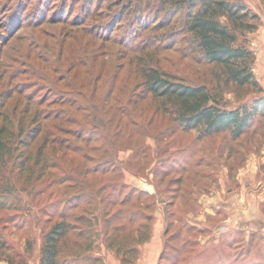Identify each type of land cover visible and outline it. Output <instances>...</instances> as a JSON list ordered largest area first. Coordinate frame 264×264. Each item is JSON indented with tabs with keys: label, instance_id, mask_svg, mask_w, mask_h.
<instances>
[{
	"label": "rangeland",
	"instance_id": "obj_1",
	"mask_svg": "<svg viewBox=\"0 0 264 264\" xmlns=\"http://www.w3.org/2000/svg\"><path fill=\"white\" fill-rule=\"evenodd\" d=\"M245 1L260 16V26L249 35L248 45L255 55L253 72L264 93V0ZM86 2L0 0V26L2 22L4 25L6 20L13 19L9 31L0 28V38H3L0 40V79L4 80L5 87L8 86L1 87L0 93L12 86L13 89L19 88V85L25 93L35 97L33 102L45 100L43 107L46 110L61 113L64 122L60 128L63 131L59 135L60 145L55 148V153L50 151L58 158V172L71 171L83 164L80 154L75 153V136L68 131L79 125H91L87 121L75 124V118L88 117L94 121V116L97 121L103 120L109 131L116 130L114 126L118 124L112 139L114 151L111 160L118 170L126 165L137 168L141 162L145 170L132 174L146 181L147 193L156 194L155 212H159L163 205L160 203L161 191L168 180L179 175L183 178L188 172V194L193 192L195 200L188 205L191 215L187 216L188 221H182L185 225H194L195 230L185 227L175 243L188 238L197 239V245H189L182 250V261L174 264H188L190 261L213 264L218 252L216 241H220L216 238L215 226L232 224V217L225 208L236 206L241 211L245 210L241 214L239 212L238 219L242 222L249 218L247 213L253 197L256 205L258 201L259 208L264 210V114H258L251 127L238 139H233L228 131L200 136L199 129L182 128L172 115L159 110L157 99L141 91L135 67L141 69L155 65L162 72L184 81L203 83L213 93L219 94L228 107L252 100L260 94L250 87L223 86L220 74L215 72L218 71L216 67L199 64L181 47V35L168 42L164 32L171 27L173 20L165 24V11L160 10L157 0H134L131 3L130 0H93L88 3L89 7ZM123 11L124 15L121 14ZM15 68L17 76L9 79L8 75ZM98 134L100 136L94 135L95 141L88 146H106L102 134ZM182 148L187 154L180 153L189 157L184 162L185 168L173 165L172 158L162 161L172 151ZM160 160L169 168L167 174L148 170L155 162L159 166ZM161 178L162 185L157 182ZM68 182L75 183V175ZM128 184L136 185L134 182ZM65 185L47 189L39 201H48L63 193ZM137 185L141 187L139 181ZM72 190L67 188L65 193L70 195ZM216 192L217 197L224 198L226 207L214 205ZM231 193L236 197L233 201L229 197ZM35 207L25 195H21L16 206H9L8 200L0 205V233L7 242L13 264H38L40 244L49 222L48 214L37 218ZM198 208L201 209L198 217L201 216L196 218ZM211 210H219L218 215L211 214ZM251 230L239 229L238 237L244 238L234 241L239 247L243 246L245 255L249 248L244 240ZM256 232L257 239L264 241V232ZM27 237L32 240L28 252L25 250ZM261 241L258 243H263ZM219 246L227 249L226 245ZM70 248V239H64L61 257H66ZM196 251L202 252L192 257ZM231 253L234 256L233 250ZM235 255L237 260H242L239 251ZM163 264H169V260H163Z\"/></svg>",
	"mask_w": 264,
	"mask_h": 264
},
{
	"label": "trees",
	"instance_id": "obj_2",
	"mask_svg": "<svg viewBox=\"0 0 264 264\" xmlns=\"http://www.w3.org/2000/svg\"><path fill=\"white\" fill-rule=\"evenodd\" d=\"M92 1L87 0L86 6L89 7ZM157 2L160 10L165 11V24L173 20L171 27L164 32L168 42L181 35V47L199 64L216 67L218 71L215 72L220 74L223 86L250 87L260 95L228 107L222 97L205 84L184 81L162 72L155 65L141 69L135 67L141 91L157 99L159 110L172 115L184 129H199L200 136L228 131L233 139H238L251 127L258 114H264L263 88L253 72L255 55L248 45L249 35L260 26L259 14L245 0ZM12 20H6L4 25L2 22L0 28L9 31ZM17 73L16 68L12 69L8 78L13 79ZM3 84L4 80L0 79V88L5 87ZM17 86L19 88L13 89L12 86L0 93V205L8 200L9 206H16L21 195H25L36 206L37 218L48 214L49 228L43 233L38 264H105L100 254L102 247L112 252L122 264H134L140 254L139 246L151 238L157 197L125 181L126 170L133 173L145 170L141 162L137 168L126 165L121 170L112 162V139L118 124L114 126L116 130L109 131L106 123L97 121L95 116L94 121L88 117L75 118V124L81 121L91 123L68 131L75 136V153L80 154L83 164L71 171L58 172V158L50 151L55 153V148L60 145L59 135L63 132L60 128L64 119L58 110H46L43 107L45 100L33 102L35 97ZM98 133L102 134L106 146H88L95 141L94 135L100 136ZM180 152L187 154L185 149H177L162 161L172 158L173 165L185 168L184 162L189 157ZM162 161L159 166L155 162L148 170L167 174L169 168ZM72 175H75V183L68 182L72 181ZM187 178L188 172L183 178L173 176L161 191L163 249L157 264H163L165 259L169 264L181 262L182 250L197 245V239L188 238L175 243L185 227L195 230L194 225L183 223L188 220L182 211L188 212L189 203L195 200L193 192L188 194ZM162 180L157 182L161 184ZM62 184H66L65 191L68 188L73 192L67 195L64 191L48 201H39L47 189ZM177 199L182 202L181 212L175 208ZM238 236L239 231H229L220 237V244L226 245L227 249L217 246L213 264H264V241L257 239V232H250L244 240L249 248L246 255L242 253L243 246L234 243L236 239L244 238ZM64 239H70L71 248L66 257H61ZM31 247L32 240L25 238V250L28 252ZM238 251L242 260H237L235 253ZM201 252H193L192 257ZM71 259L73 261H69ZM1 262L13 264L7 242L0 233ZM188 264L195 263L190 261Z\"/></svg>",
	"mask_w": 264,
	"mask_h": 264
},
{
	"label": "crops",
	"instance_id": "obj_3",
	"mask_svg": "<svg viewBox=\"0 0 264 264\" xmlns=\"http://www.w3.org/2000/svg\"><path fill=\"white\" fill-rule=\"evenodd\" d=\"M263 146H264V141H263ZM140 180L142 182L145 181L141 178L135 177L132 174V172L127 171V170L125 171V181L127 183H133L134 182V183H136V185H134V186L138 187L139 185H137V181H139L141 187H138V188L142 189L143 186H142V182H140ZM142 190H144V189H142ZM147 190H148V187L145 191H147ZM217 193L218 192H216L215 197H217ZM233 196H234L233 193L229 194V197H231L232 201L234 198H236L235 196L234 197ZM253 196H255V195L253 194ZM223 200H224V198L222 196H220V197H217L215 202L213 199L212 203L214 202V205H216V207H218V208H223V207H226ZM263 201H264V193H263ZM199 202H200V200H199ZM181 205H182L181 200L177 199L176 203H175L176 210L181 212ZM232 205H233V203H232ZM161 206H162V204H161ZM200 210L201 209L198 208V211L195 212V213H197L196 218H199L201 216V214H200L198 217ZM225 210L227 211L228 215H231L232 224H225V223L217 224L215 226L217 229L216 238L220 239V237L223 234H225L229 231H234V230L239 231V229L242 230V229H246V228L252 229L251 232H254V231L255 232L256 231L264 232V225H262V226L258 225L261 222L264 223V210L259 208L258 201H257V205H256L254 197H253V204H251V206L248 208L247 214L249 215V218L246 219L244 222H242L241 219L239 220L238 216H240L239 212L241 214L245 210L241 211L240 207H236V206L235 207L234 206H230V207L227 206L225 208ZM210 212H211V214L215 213L216 215H218L217 212H219V210L218 211L211 210ZM182 215L186 216V218H187V216L188 217L191 216L189 214V211L188 212L182 211ZM250 217H254V218H250ZM255 218H257V219L255 220ZM239 224L241 225L240 227H239ZM163 228H164V211H163V206H162L160 208L159 212H155V220L153 223L151 238L147 242H145L139 246L140 254H139V256H138V258L134 264H157V262L160 258L161 251L163 249ZM203 228H205V227H203ZM216 242H217V246H219L220 241L218 240ZM100 254L103 255L104 259L106 260V264H122L121 261L112 252L106 250L104 247H102Z\"/></svg>",
	"mask_w": 264,
	"mask_h": 264
},
{
	"label": "built area",
	"instance_id": "obj_4",
	"mask_svg": "<svg viewBox=\"0 0 264 264\" xmlns=\"http://www.w3.org/2000/svg\"><path fill=\"white\" fill-rule=\"evenodd\" d=\"M142 186H143L144 189H147V183H146V181H143L142 182Z\"/></svg>",
	"mask_w": 264,
	"mask_h": 264
}]
</instances>
